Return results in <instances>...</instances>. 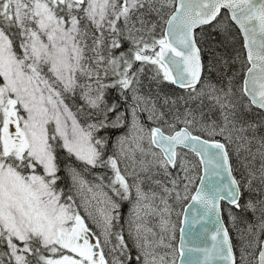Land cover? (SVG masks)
<instances>
[{"label": "snow or ice", "instance_id": "1", "mask_svg": "<svg viewBox=\"0 0 264 264\" xmlns=\"http://www.w3.org/2000/svg\"><path fill=\"white\" fill-rule=\"evenodd\" d=\"M262 237L264 0H0V264H264Z\"/></svg>", "mask_w": 264, "mask_h": 264}, {"label": "water", "instance_id": "2", "mask_svg": "<svg viewBox=\"0 0 264 264\" xmlns=\"http://www.w3.org/2000/svg\"><path fill=\"white\" fill-rule=\"evenodd\" d=\"M226 202H222V204H224ZM205 227H207L209 229L208 234L204 235V236H200V237H194L193 238V243H195L198 246H210L211 245V239H210V232L212 229V225L211 224H206ZM194 232H200L202 231L200 225H197L196 229L193 230ZM264 238V237H262ZM258 256V255H257ZM179 264V262H178ZM216 264H220L219 261L216 262Z\"/></svg>", "mask_w": 264, "mask_h": 264}, {"label": "rangeland", "instance_id": "3", "mask_svg": "<svg viewBox=\"0 0 264 264\" xmlns=\"http://www.w3.org/2000/svg\"><path fill=\"white\" fill-rule=\"evenodd\" d=\"M85 175V179L89 180V181H93L94 180V177L90 176V175H87L86 173L84 174ZM225 207L226 206V203H224ZM241 215V220L237 221V227H246L247 223H253L255 224L256 223V217L252 214V216H248V215ZM226 217V215H225ZM227 219V217H226ZM233 234H234V237H236V231L235 229H233ZM258 254V252H257ZM257 264H258V261H257Z\"/></svg>", "mask_w": 264, "mask_h": 264}, {"label": "trees", "instance_id": "4", "mask_svg": "<svg viewBox=\"0 0 264 264\" xmlns=\"http://www.w3.org/2000/svg\"><path fill=\"white\" fill-rule=\"evenodd\" d=\"M239 43V37H237V44ZM165 90L166 91H180L179 89H176L174 86H171V85H165ZM102 171V170H101ZM87 175H90V176H92V177H94L91 173H87V172H85ZM225 205V204H224ZM227 206V205H226ZM125 207H127V206H125ZM242 215H244V214H242ZM245 215H248V216H252V213L251 212H249V213H247V214H245ZM225 219H226V217H225ZM227 220V219H226ZM233 236H234V234H233ZM259 250L257 249V251H256V255H257V252H258Z\"/></svg>", "mask_w": 264, "mask_h": 264}]
</instances>
